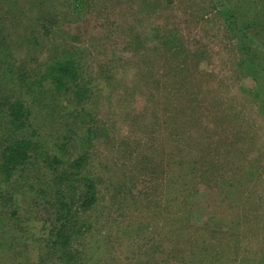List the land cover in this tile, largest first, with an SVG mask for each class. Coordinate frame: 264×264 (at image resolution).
<instances>
[{
    "label": "rangeland",
    "instance_id": "rangeland-1",
    "mask_svg": "<svg viewBox=\"0 0 264 264\" xmlns=\"http://www.w3.org/2000/svg\"><path fill=\"white\" fill-rule=\"evenodd\" d=\"M37 1L0 0L4 55L37 67L74 49L95 92L83 105L99 130L88 149L98 201L78 215L91 226L76 238L80 264H184L167 256L187 245L185 264H264V31L250 44L261 63L248 74L239 62L247 60L240 40L249 35L234 19L260 0H88L77 13L74 0ZM177 67L185 87L175 83ZM191 118L207 127H192ZM218 118L228 123L217 130ZM207 129L223 146L224 168L213 184L179 180L183 170L168 172L171 155L177 147L196 155ZM79 144L70 142L72 156L85 148ZM179 216L194 232L209 228L215 234L207 238L225 251L217 257L216 247L200 250L167 234L182 224ZM53 218L41 206L31 224L35 236H45Z\"/></svg>",
    "mask_w": 264,
    "mask_h": 264
},
{
    "label": "trees",
    "instance_id": "trees-1",
    "mask_svg": "<svg viewBox=\"0 0 264 264\" xmlns=\"http://www.w3.org/2000/svg\"><path fill=\"white\" fill-rule=\"evenodd\" d=\"M35 2L40 3L31 0L32 5ZM86 2L88 0H74L70 7L77 13ZM258 7L247 16H241L240 21L239 16L234 17L240 25L238 29L249 35L246 41L240 40V49L247 55V60L239 62L240 66L246 65L248 74L257 71L254 63L258 66L261 63L259 48L250 46L264 31V0H260ZM165 36L161 37L162 44L167 51L173 50L171 55L176 57L177 47ZM6 41L0 34V264H80L81 250L79 244L76 245V238L91 226L78 215L87 212L98 201L97 184L89 170L88 149L94 137H98L99 130L83 105L93 97L94 86L90 78H86L82 59L76 55V50H64V53L38 63L37 67H29L24 60L4 55ZM180 63L185 66L187 57L180 59ZM177 69L175 83L185 87L187 78L181 75L184 69ZM262 87L264 89V82ZM261 101L260 109L264 112V100ZM42 108L46 110L40 111ZM46 111L51 117L57 114L60 117L51 122L45 118L39 120ZM191 120L192 127H207L201 119ZM218 120L217 130L220 124L228 123V118ZM49 127L51 130L45 134L44 128ZM81 132L82 137L79 136ZM205 133L208 141L196 149V155L190 152L189 157L185 149L177 147L170 157L168 172L183 170L179 180L214 183L215 173L219 171L220 174L224 168V161L218 157L224 149L220 142L210 137L208 129ZM200 139L203 144L204 136ZM75 141L77 145L81 142L85 148L72 156L69 145ZM241 180L246 182L244 178ZM236 190L242 193L240 185H236ZM236 190H227L226 196L233 195ZM41 206L52 209L54 218L45 236H35L31 224ZM179 219L182 224L168 228L167 234L177 232L182 242L200 250L201 246L203 250L216 247L220 249L217 257L225 251L211 240L213 238H207V234H215L209 228L198 229L197 233L189 229L182 216ZM216 234L219 238L224 237L223 232ZM176 239L178 246L181 242L177 236ZM159 242L162 243L163 239ZM187 248L188 245L170 248L167 258L179 257L185 264ZM147 250H144L146 255ZM154 263L148 260L145 264Z\"/></svg>",
    "mask_w": 264,
    "mask_h": 264
}]
</instances>
